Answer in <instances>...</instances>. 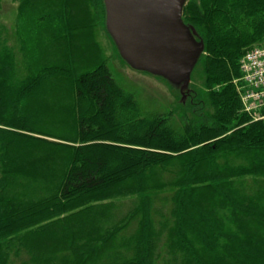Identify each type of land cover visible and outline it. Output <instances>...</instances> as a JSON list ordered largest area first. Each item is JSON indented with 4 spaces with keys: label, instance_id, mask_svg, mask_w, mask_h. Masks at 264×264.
Listing matches in <instances>:
<instances>
[{
    "label": "trees",
    "instance_id": "obj_1",
    "mask_svg": "<svg viewBox=\"0 0 264 264\" xmlns=\"http://www.w3.org/2000/svg\"><path fill=\"white\" fill-rule=\"evenodd\" d=\"M196 1L185 18L209 50L201 124L123 87L105 60L93 65L101 56L86 0H37L36 9H53L51 23L63 18L58 39L73 48L71 30L80 28L85 40L76 63L42 67L21 87L3 68L11 53L0 55V264H45L38 243L49 237L74 244L69 259L52 264H264V118L243 111L234 83L246 47L264 39V0ZM45 78L68 82L55 89L64 119L56 127L35 119L42 95L25 107ZM19 144L36 158L23 161ZM35 181L47 192L19 212ZM127 196L135 205L111 215Z\"/></svg>",
    "mask_w": 264,
    "mask_h": 264
},
{
    "label": "rangeland",
    "instance_id": "obj_2",
    "mask_svg": "<svg viewBox=\"0 0 264 264\" xmlns=\"http://www.w3.org/2000/svg\"><path fill=\"white\" fill-rule=\"evenodd\" d=\"M99 1L100 0H96V2H93L92 0H86L90 34L96 52L100 51L99 54L101 56L93 65L96 66L97 63L105 60L112 74L123 87L128 89L136 88L144 95L156 97V99H158L157 104L170 108L172 113H181V116H185L187 120L189 119L188 121L192 120V124H201L207 120L208 117L201 116L203 113L207 114L210 110V105L208 104L210 101L208 98L210 86L207 84V63L209 54L207 43L204 53L194 68L190 83L184 89L188 92L185 94L186 97L183 98L184 95L180 93L181 89H176L172 84L168 83L166 79L156 77L144 70H137L127 63L120 54L116 43L106 28V8L104 5L99 7ZM197 1L198 5H201V0ZM189 2H191V0ZM19 3H21L20 6H18ZM36 4L37 0H0V55L3 54V56L7 58L8 53H11L12 65H5L3 68L8 69V67H10V76L14 79L12 84L15 83L20 85V87L22 82L27 84L38 72L40 73L42 67L53 66L55 63H63L66 66H69L71 63H76V57L79 58L82 53V47L79 46H82L85 40L83 29H72V34L77 35L75 43H73L75 46L73 48L67 46V43L63 39H58L56 36L57 30L59 31L61 27L64 26L63 18L56 17L54 22L51 23L49 18L54 13L53 9L47 6L36 9ZM17 6L19 8H17ZM81 8V5H78L75 6L72 11L74 14H77V11L81 10ZM62 9L63 6L59 9V12L62 11ZM197 29L204 38L206 34L198 26ZM56 40L60 41L59 45L54 43ZM259 45H264V39L255 41L245 49L248 50ZM9 49H11V51ZM84 68L90 69L91 65H85ZM58 76L63 78L64 75L59 73ZM52 78H45L33 88L31 98L28 101L26 100L25 107L27 112H30L37 100L36 97L42 95L35 119L37 122L39 121V123L47 121L50 125L56 127L61 125L64 119L56 113L58 105L53 102L56 94L55 89L57 86H67L68 82L63 80L54 82ZM0 85L2 86V84ZM153 91L156 95L153 94ZM178 91L179 93H177ZM158 92H161L162 95L157 94ZM260 115H262V113ZM251 118L252 121H255L253 120V118H255L254 116H251ZM19 148V157L23 161H32L36 158V154L31 150L25 149L20 144ZM18 182L19 180H17V183L13 187V192L17 191L19 186ZM29 187L27 199H25V201L21 200L23 203L17 202V209L19 212L25 210L24 208L27 206H32L31 201L32 199L34 200L32 197L36 194L37 190L47 192V189L40 181L32 182ZM130 199L131 198L127 196L119 200H114L112 202V207L109 208L111 215H115L117 211L125 213L131 209V207L135 205V201ZM197 208L199 209V207ZM166 211L167 209H165L164 212ZM118 217L120 216L118 215ZM109 218L110 217H104L103 221ZM117 221L119 220H117L116 217H111L107 221V224L114 225V222ZM159 239L163 240L164 238L162 236ZM41 241L45 242V244L38 243L40 247L39 253L41 254V261L45 264H52L53 260L59 263L65 261V259H69L68 256L73 252L74 244L71 242H62L60 239L57 241L52 237ZM26 253L27 256L30 257L28 252ZM227 260L232 264L246 263L239 258L233 260L228 258ZM88 264H96V262H89ZM107 264H109V257L107 258Z\"/></svg>",
    "mask_w": 264,
    "mask_h": 264
},
{
    "label": "water",
    "instance_id": "obj_3",
    "mask_svg": "<svg viewBox=\"0 0 264 264\" xmlns=\"http://www.w3.org/2000/svg\"><path fill=\"white\" fill-rule=\"evenodd\" d=\"M189 1L104 0L106 28L122 57L180 88L183 98L206 48L197 27L185 18Z\"/></svg>",
    "mask_w": 264,
    "mask_h": 264
},
{
    "label": "built area",
    "instance_id": "obj_4",
    "mask_svg": "<svg viewBox=\"0 0 264 264\" xmlns=\"http://www.w3.org/2000/svg\"><path fill=\"white\" fill-rule=\"evenodd\" d=\"M242 100L248 111L264 106V46L253 48L241 59Z\"/></svg>",
    "mask_w": 264,
    "mask_h": 264
}]
</instances>
